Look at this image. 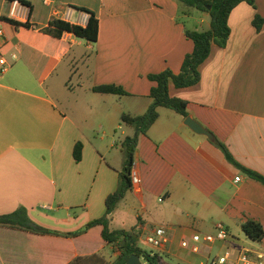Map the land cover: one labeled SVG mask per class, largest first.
I'll return each instance as SVG.
<instances>
[{"label":"crops","instance_id":"1","mask_svg":"<svg viewBox=\"0 0 264 264\" xmlns=\"http://www.w3.org/2000/svg\"><path fill=\"white\" fill-rule=\"evenodd\" d=\"M11 1L0 0V59L8 63L0 65V216L24 208L40 228L79 232L106 215L107 197L122 185V142L135 129L122 125L121 115L147 112L155 86L148 76L166 69L179 74L194 50L186 30L208 31L211 18L178 0H27L33 9L14 19L29 23L26 28L4 21L12 19ZM251 1L230 15L228 44L212 47L200 67L201 81L169 87L171 97L188 103L187 117L215 140L192 131L187 117L161 108L147 135L139 136L133 168L141 184L132 185L108 217L111 231L135 229L138 245L147 244L156 228H168L169 244L154 250L177 264L207 263L216 248L217 255L240 246L264 253V238L247 241L244 232L249 220L264 228V185L218 145L264 175V24L260 32L253 25L256 15L264 20V0ZM76 8L96 15V43L43 31L54 19L86 26L89 15ZM105 85L122 87L129 96L94 93ZM79 142L82 161L76 163ZM217 223L229 231L227 242L201 246L198 254L181 247L195 233L214 234ZM105 250L97 254L112 263ZM55 252L35 250L26 233L0 227V264L63 260ZM92 254L76 247L74 257Z\"/></svg>","mask_w":264,"mask_h":264},{"label":"trees","instance_id":"2","mask_svg":"<svg viewBox=\"0 0 264 264\" xmlns=\"http://www.w3.org/2000/svg\"><path fill=\"white\" fill-rule=\"evenodd\" d=\"M18 1L30 10L33 9L29 1ZM178 1L188 10L195 9L208 13L211 18V27L205 32L186 30L185 35L194 43V50L185 57L179 74H175L171 69H166L161 73L148 76V79L155 83V86L151 89L149 95L152 99V104L144 115L132 116L128 113L121 115V124L127 127H133L135 129V135L133 137H127L122 142V149L125 152L124 171L121 175L122 185L115 193L107 197L106 215L101 219L91 222L85 229L69 234H57L34 225L28 217L27 210L24 208L12 214L0 216V227L17 228L26 233L30 240V246L35 250L45 249L48 251H56L58 252L57 254L63 256V260L60 261L43 259V264H127L128 259L132 255H138L140 258H144L149 264H159L161 257L158 254L152 256V254L145 252L139 247L137 240L139 234L135 232V229L130 231H111L108 217L116 210L118 204L125 198L126 193L132 186L131 173L134 166V156L138 147L139 136L147 135L149 129L159 118V110L165 108L174 111L182 117L188 116V103L170 96V84H174L178 89L197 85L201 81L200 67L209 58L212 47L217 45L225 48L228 44L231 36L229 19L234 9L245 1H248L252 5L254 4L251 0ZM208 7H211V9L209 10ZM76 10L89 15L86 26L54 19L43 31L57 39L62 38L64 33H71L82 40L96 43L99 37V21L96 15L85 8H76ZM4 21L16 27H31L29 23L22 24L9 19H5ZM263 24L264 20L262 17L256 15L253 25L258 32L262 30ZM93 91L94 93L103 95L129 96L124 88L114 85L94 87ZM218 145L232 164L239 167L251 179L264 185V175L245 168L233 158L224 144L218 143ZM82 151L83 144L79 142L75 145L73 152V158L76 163L82 161ZM244 232L248 239L253 242L259 243L264 238L263 226L254 220H249L244 225ZM124 241L126 243L123 245ZM76 247L80 252L91 251L94 254L75 258ZM108 247H115L120 250V255L113 263H108L103 256L97 254L98 251Z\"/></svg>","mask_w":264,"mask_h":264},{"label":"built area","instance_id":"3","mask_svg":"<svg viewBox=\"0 0 264 264\" xmlns=\"http://www.w3.org/2000/svg\"><path fill=\"white\" fill-rule=\"evenodd\" d=\"M26 11L27 7L18 0H12L10 2V16L13 20L22 19ZM0 36H3L2 28H0ZM14 58H16V56H14ZM0 65L6 66L8 63L4 58H1ZM241 179V177L236 178V182H240ZM131 180L134 187L137 188L140 186L141 180L134 168L131 173ZM229 239L230 233L226 226L223 223H217L215 225L214 234L195 233L189 240L184 239L181 242V247L189 250L193 254H198L201 250V246H211L217 242H227ZM146 242L153 249L160 250L166 248L169 244L168 228L165 226L156 228L152 233L146 236ZM232 251L228 249L223 254L215 256L204 264H264L263 252L256 251L246 246H240L235 249V252ZM152 256H154V254H152Z\"/></svg>","mask_w":264,"mask_h":264},{"label":"rangeland","instance_id":"4","mask_svg":"<svg viewBox=\"0 0 264 264\" xmlns=\"http://www.w3.org/2000/svg\"><path fill=\"white\" fill-rule=\"evenodd\" d=\"M90 96H92V93H90ZM130 135H134V132L132 130L129 131ZM121 156V155H120ZM79 178L81 179H78L79 182L82 181V179L84 180V177L83 175H80ZM116 225V224H115ZM114 225V226H115ZM244 239V237H243ZM245 240V239H244ZM246 241V240H245ZM247 241H250L249 239H247ZM140 247L147 253H150V254H155L156 251L149 245L145 244L144 242H140L139 243ZM103 254L105 255V257L110 260L112 263L117 259V257L120 255V250L115 248V247H108L106 248V250L103 252ZM217 254H219V248H216L215 249V252H214V256H216ZM213 256V257H214ZM142 264H149L144 258H142ZM159 264H177L175 261H170V260H167L165 259V257L161 256V259H160V262Z\"/></svg>","mask_w":264,"mask_h":264},{"label":"water","instance_id":"5","mask_svg":"<svg viewBox=\"0 0 264 264\" xmlns=\"http://www.w3.org/2000/svg\"><path fill=\"white\" fill-rule=\"evenodd\" d=\"M208 9L210 10L211 7H208ZM186 126H188L192 131H194L196 134L199 135H203L206 136L209 140L214 141L215 138L213 136V134L208 131L206 128H204L201 124H199L197 121L191 119L190 117L186 118V122H185ZM126 242H123V245ZM127 264H142L141 262V258L138 255H132L128 261Z\"/></svg>","mask_w":264,"mask_h":264}]
</instances>
